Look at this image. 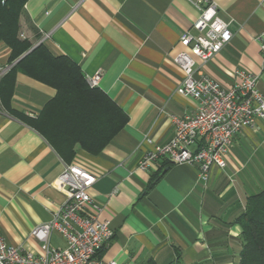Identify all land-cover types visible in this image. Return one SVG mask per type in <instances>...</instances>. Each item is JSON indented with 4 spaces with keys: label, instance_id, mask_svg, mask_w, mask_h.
Instances as JSON below:
<instances>
[{
    "label": "crops",
    "instance_id": "crops-1",
    "mask_svg": "<svg viewBox=\"0 0 264 264\" xmlns=\"http://www.w3.org/2000/svg\"><path fill=\"white\" fill-rule=\"evenodd\" d=\"M231 23L232 41L203 68L225 87L239 83L237 71L259 77L264 96V64L258 36L264 32V0H213ZM198 12L186 0H28L20 18L21 40L43 44L67 57L126 115L107 104L82 138L110 136L94 153L77 143L63 158L26 119H38L57 90L23 73L16 75L7 105L0 101V230L9 246L39 254L32 236L66 201L57 180L64 164L80 165L97 180L90 193L103 206L114 238L101 254L117 264H240L242 227L249 198L264 192V119L235 136L210 184L190 164L166 159L140 170L153 145L168 144L176 132L172 118L193 115L198 102L177 94L184 73L173 62L181 35ZM32 47V48H33ZM11 50L0 41V71L10 68ZM5 76V75H4ZM1 80V79H0ZM119 128L113 135L114 130ZM149 138L153 144L146 140ZM51 244L64 247L54 233Z\"/></svg>",
    "mask_w": 264,
    "mask_h": 264
},
{
    "label": "built area",
    "instance_id": "built-area-1",
    "mask_svg": "<svg viewBox=\"0 0 264 264\" xmlns=\"http://www.w3.org/2000/svg\"><path fill=\"white\" fill-rule=\"evenodd\" d=\"M198 18L178 42L179 50L173 62L184 73L177 94L198 102L196 112L184 119L172 118L176 125L173 139L166 145H153L138 163L140 170L166 159L173 165L190 164L197 167L199 179L210 184L213 168L224 169V157L229 154L233 140L241 131L256 128L264 119V96L257 85L259 77L237 71L239 83L225 87L206 76L203 68L233 38L231 23L221 19L219 7L213 0H186ZM264 64V32L257 38ZM11 68L0 71V79ZM102 74L88 78L97 87ZM149 144L153 141L146 138ZM97 178L80 165L64 164L57 184L64 190L66 201L49 223L32 232L41 242L40 253L9 246L0 230V264H117L102 259L115 232L109 222H101L103 206L92 197L90 190ZM58 234L64 247L51 244L52 234Z\"/></svg>",
    "mask_w": 264,
    "mask_h": 264
},
{
    "label": "trees",
    "instance_id": "trees-1",
    "mask_svg": "<svg viewBox=\"0 0 264 264\" xmlns=\"http://www.w3.org/2000/svg\"><path fill=\"white\" fill-rule=\"evenodd\" d=\"M28 0H0V41L11 50L10 65L32 49L28 40H21L20 18ZM23 73L57 90L56 97L44 108L38 119H26L63 157L71 159L74 147L80 143L94 153L107 143L110 136L87 142L82 133L101 113L103 104L121 115L122 126L126 115L108 97L88 85L81 69L67 57H55L41 44L0 80V101H10L16 75ZM113 131L111 135L117 132ZM242 227L243 247L240 264H264V192L249 198L247 210L238 220ZM154 264V263H150ZM177 264V263H176Z\"/></svg>",
    "mask_w": 264,
    "mask_h": 264
},
{
    "label": "water",
    "instance_id": "water-1",
    "mask_svg": "<svg viewBox=\"0 0 264 264\" xmlns=\"http://www.w3.org/2000/svg\"><path fill=\"white\" fill-rule=\"evenodd\" d=\"M38 46H39V44L36 45V46H34L29 52H27L26 54H24L20 59H18L15 63H13L10 68H12L16 64H18L23 58H25L29 53H31L33 50H35Z\"/></svg>",
    "mask_w": 264,
    "mask_h": 264
}]
</instances>
